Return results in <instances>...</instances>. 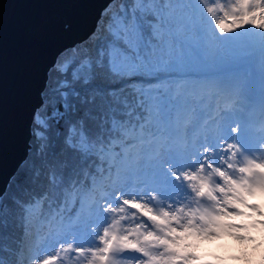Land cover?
<instances>
[{"label":"snow or ice","instance_id":"snow-or-ice-1","mask_svg":"<svg viewBox=\"0 0 264 264\" xmlns=\"http://www.w3.org/2000/svg\"><path fill=\"white\" fill-rule=\"evenodd\" d=\"M174 2L185 6V28H195L209 43L251 34L264 44V0H168ZM136 3L144 11L143 6L155 0ZM124 13L126 9L108 25L112 38L94 52H79V64L64 60L54 65L65 77L70 73L71 81L64 79L52 90L59 99L56 95L45 99L34 113V138L47 141L53 124L58 126L74 107L69 96L80 93L73 82L89 84L95 68L115 72L117 56L133 69L128 84H142V73L160 70L159 63L146 60L136 65L129 54L138 52V46L130 44ZM166 32L165 24L152 23V35L162 39ZM137 37L144 39L139 25ZM232 114L230 102L223 107L217 103L204 117L185 107L177 113L173 130L142 140L140 147L124 148L122 156L113 152L107 173L101 170L92 178L69 215L45 214L41 198L23 202L27 246L17 264H167L172 259H195L187 250L197 247L200 238H218L212 228L220 234L245 230L214 222L249 219L246 213L264 215L261 205L250 202L264 194V115L249 128L230 119ZM76 124L70 122L61 135L75 131ZM12 203L21 201L15 198ZM11 212L8 195L0 192V220ZM0 264H5L2 255Z\"/></svg>","mask_w":264,"mask_h":264},{"label":"trees","instance_id":"trees-1","mask_svg":"<svg viewBox=\"0 0 264 264\" xmlns=\"http://www.w3.org/2000/svg\"><path fill=\"white\" fill-rule=\"evenodd\" d=\"M135 3L136 0H113L102 13L94 31L74 46L79 51H74L72 47L59 57V61L74 60L73 66L79 64V52L85 49L94 52L106 39L112 38L108 25L114 16L123 15L126 9L124 14L127 16L126 29L129 39L128 30L134 26L137 32L139 25L144 32L143 42L140 40L138 48L140 56L144 61L159 63L160 70L150 75L142 73L143 83L133 85L127 83L129 75L121 69L113 72L107 67L95 68L89 84L72 83V87L80 95L75 98L69 96V101L74 107L68 110L58 126L53 124L48 132V140L36 139L31 132L27 157L20 164L5 191L12 206V212L7 218L0 220V255L3 256L5 264H17L20 251L27 246L22 219L23 202L41 198L44 201L45 214L57 211H63L65 215L71 214L75 206L74 201L87 191L92 178L101 175V170L104 174L107 173L113 152H119L122 156L124 148L139 147L142 140L147 141L154 133L160 131L159 122L155 120L158 110L152 108L149 96H161L164 122L172 125L179 112L180 102L184 101L186 95H193L203 87L206 84L203 79L214 81L220 74L225 75V80L231 78L230 72L234 69L230 67L225 68L222 73H218L211 65L212 70L209 73L182 72L179 67L168 68L167 71L163 64L154 58L157 50L148 48L151 41L159 42V39L152 35V23H162L163 19L151 12V4L144 5V11H140ZM168 26L172 27V31L180 28V25L170 20ZM173 36L176 38L175 34ZM157 47L167 56V51L160 47L159 43ZM129 54L132 58L135 57L132 52ZM119 57L117 56L116 60ZM64 79L71 81L70 73L65 77L56 68L53 69L49 73L42 100L51 99L53 95L59 99L58 94L52 90ZM121 84L124 86L120 87ZM157 84L160 86L157 87ZM111 88H116L117 91H109ZM154 91L156 93H153ZM167 91L168 96L165 94ZM79 120L83 123L80 124ZM73 121H77L75 131L68 129L63 137L62 131ZM15 198L21 203L13 204L12 200Z\"/></svg>","mask_w":264,"mask_h":264},{"label":"rangeland","instance_id":"rangeland-1","mask_svg":"<svg viewBox=\"0 0 264 264\" xmlns=\"http://www.w3.org/2000/svg\"><path fill=\"white\" fill-rule=\"evenodd\" d=\"M137 7L139 9L140 5ZM149 7L153 14L163 19L162 23L169 29L162 39L158 38L159 42L151 41L148 47L157 50L154 58L162 63L167 71L168 68L176 69L177 67L182 72L197 73H209L212 70L211 66L217 69L218 73H222L225 68L234 69L230 72L232 78L230 80H225V75L221 74L214 81L208 78L203 79L206 84L193 95L184 96V101L179 104V111L190 106L204 117L216 108L217 103L223 107L224 103L230 102L233 104V114L230 119L239 120L241 124L251 120L253 116H248L247 111L252 105L258 107L264 102V44L251 34L237 39L209 43L195 28L191 26L185 28L184 5L178 2L169 4L168 0H155V3ZM168 20L180 25L179 30L178 28L173 30L174 32L170 30L172 27L168 26ZM132 27L128 30L130 44L139 48L140 40L137 38L136 28ZM172 33L176 35V38ZM157 43L167 51V56L161 53ZM132 53L135 56L133 59L136 65L142 64L144 60L139 50ZM162 60L164 62H161ZM116 69L125 71L129 76L133 71L130 62L123 56L116 60ZM203 77L207 76H201ZM165 94L168 96V91ZM148 99L152 108L158 110L155 120L159 122L160 131L152 136L173 130L174 122L172 125L164 122L161 96L154 94ZM250 202L261 205V211L264 212V194L254 196ZM246 216L250 218H233L214 222L221 225L242 226L245 230H230L227 234H220L216 228H212L211 231L216 233L218 238H200L197 247L187 250L189 254L196 257L195 259H172L167 264H264V215L246 213ZM233 236L243 237V239H233ZM84 264H87V261ZM100 264H103V261Z\"/></svg>","mask_w":264,"mask_h":264},{"label":"water","instance_id":"water-1","mask_svg":"<svg viewBox=\"0 0 264 264\" xmlns=\"http://www.w3.org/2000/svg\"><path fill=\"white\" fill-rule=\"evenodd\" d=\"M112 1L0 0V192L27 157L49 73Z\"/></svg>","mask_w":264,"mask_h":264},{"label":"bare ground","instance_id":"bare-ground-1","mask_svg":"<svg viewBox=\"0 0 264 264\" xmlns=\"http://www.w3.org/2000/svg\"><path fill=\"white\" fill-rule=\"evenodd\" d=\"M247 112V115H252L253 118L251 120H248L247 122L242 123V126H248L249 128H252L255 125H258L262 115H264V102L261 103V105H259L258 107L252 105V107Z\"/></svg>","mask_w":264,"mask_h":264}]
</instances>
